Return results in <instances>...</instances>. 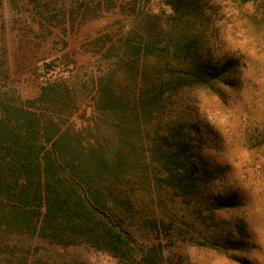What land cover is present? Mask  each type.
<instances>
[{
    "label": "trees",
    "instance_id": "16d2710c",
    "mask_svg": "<svg viewBox=\"0 0 264 264\" xmlns=\"http://www.w3.org/2000/svg\"><path fill=\"white\" fill-rule=\"evenodd\" d=\"M68 1L80 25L113 19L87 44L83 80L68 70L32 99L0 85V264H92L89 251L116 264L229 257L235 205L208 167L199 117L202 97L225 99L237 73L216 56L211 6ZM236 1L255 5L245 15L262 32L264 0Z\"/></svg>",
    "mask_w": 264,
    "mask_h": 264
},
{
    "label": "rangeland",
    "instance_id": "374dc122",
    "mask_svg": "<svg viewBox=\"0 0 264 264\" xmlns=\"http://www.w3.org/2000/svg\"><path fill=\"white\" fill-rule=\"evenodd\" d=\"M207 2L221 39L216 56L236 61V87L225 99L203 96L199 117L208 167L219 191L235 205L227 216L235 247L229 257L193 250L189 264H264V30L257 32L245 15L254 12V4ZM37 3L49 7L37 14ZM69 5L68 0H0V85L32 99L68 70L83 80L92 60L87 44L113 18L80 25V16L70 17ZM160 7L154 3L155 11ZM236 222L244 227L240 233L233 228ZM83 256L92 264H116L94 251Z\"/></svg>",
    "mask_w": 264,
    "mask_h": 264
}]
</instances>
